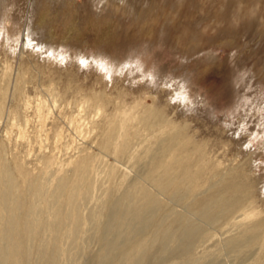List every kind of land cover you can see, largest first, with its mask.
Here are the masks:
<instances>
[{
    "label": "rangeland",
    "instance_id": "374dc122",
    "mask_svg": "<svg viewBox=\"0 0 264 264\" xmlns=\"http://www.w3.org/2000/svg\"><path fill=\"white\" fill-rule=\"evenodd\" d=\"M47 1L0 0V166L21 211L37 206L31 264L44 246L56 264H98L139 241L125 264H264V38L205 9L177 16L174 0L151 20L156 0ZM120 199L102 244L92 214Z\"/></svg>",
    "mask_w": 264,
    "mask_h": 264
},
{
    "label": "bare ground",
    "instance_id": "6f19581e",
    "mask_svg": "<svg viewBox=\"0 0 264 264\" xmlns=\"http://www.w3.org/2000/svg\"><path fill=\"white\" fill-rule=\"evenodd\" d=\"M156 1L158 2V4L156 5V7L154 9L150 7V8H148V11L147 10L144 11L143 15L145 16V18L149 17V19L151 20L152 18L157 17L160 13L159 11L162 10V8H164L165 5L167 4L166 2H168V0H156ZM66 2H69V0H66ZM106 3H109V2L106 1ZM111 3H112V1H111ZM40 5H42V4H40ZM65 5H68V4L65 3ZM63 6H64V4H63ZM185 7H186V10H185ZM49 9L50 8H48V10ZM171 9H172L171 11H173L172 13L176 14L177 16L181 13H184L186 15L188 14L190 17H192V15H194V14L196 15V13H198L201 9H205V13L210 14L212 16L211 17L212 19H214L221 26L227 27V29L228 28H235L236 25L239 22H241V26H242L243 30L245 31L248 40H250L251 42H258L259 43L264 38V0H174V3L172 4ZM152 10H155V12H153V14L147 13L149 11L151 12ZM43 12L47 13L44 10H43ZM44 13L40 14L39 18L41 21H45L48 19V18L44 17V15H45ZM134 13H135V11H134ZM73 17H74V15L73 16L70 14L66 15V13L63 17H61L62 18V20H61L62 25L61 26L63 29L62 33H64V35H67L68 33L72 34V31H74V29H76L74 27V24H73V20L75 19ZM207 19H210V18H207ZM50 20H51V18L49 19V21ZM202 21H204V20H202ZM50 34H51V36L55 37L52 34V32ZM55 38H57V36ZM59 39H61L60 36H59L58 40ZM63 41H65V40H63ZM43 111H44V104L43 103L36 104V106L34 108V115L38 119H40V121H43V118H44ZM13 126H14V124H13ZM82 127H83V124L80 123L78 126V129L80 130ZM18 128L19 127H17V129ZM121 129H122V127L120 126L119 130H121ZM113 135L114 134H112L111 136H113ZM123 151H124L123 147H120V152H123ZM49 177H50V175H49ZM50 179H52V178H50ZM67 185H68L67 179H65V178L60 179L59 178V180H57L52 187V194H54V196H55V194L61 195L64 192V190L67 188ZM46 186H49V184L48 183H41V184L37 183L36 185L32 186L31 187L32 188V195L34 197H36V199H37V197L41 198V194L43 193ZM80 187H81L80 181H79V183L77 182L74 185H72L73 191H79ZM14 188H15L14 181L12 180L10 173L6 170V167L4 165L0 166V225H1V222L3 221V213H5V212L8 213V217L6 216L7 217L6 224L2 229H0V264H22L21 260H22V262L24 260L25 264H31L30 252H32V250H30V249H32L31 248L32 246L30 244L31 247L29 248L28 244H29V242L33 241V238L36 236V234L39 235L42 224L40 223V220L38 217L39 215H37V208H36L37 206L34 203L28 202L24 213L21 211V207H20V203H19L18 199L14 197V190H15ZM36 204L38 205V203H36ZM123 204H124L123 200L120 199V200H117L113 204L114 205L113 208L111 205L112 209L110 208L111 210L109 209L110 211L106 214L108 217L106 215L98 213V212L96 214H92L94 216L91 218L96 222L97 229H100V231H98L99 236H96V238L98 237L100 243H102L104 241V235L107 234V232L110 233L111 231H113L114 229H116L117 227L120 226V224H121L120 214L122 213L121 206ZM70 212H71V210H70ZM68 214L70 216L69 212H68ZM46 216H47V214H46ZM48 218H50V217L48 216ZM57 220L52 222V225L50 224L51 228H57V226L59 227V225L62 224V220H58V221ZM69 223H71V221ZM44 224H45V222H44ZM62 225H64V224H62ZM82 225H83V219L78 216V218H76V229L75 230L77 231V230L81 229ZM141 228L144 229V227H141ZM47 230H45V231H47ZM19 231H22L24 233L23 241L16 239L17 232H19ZM164 234H166V233L164 232ZM121 238H122V236L120 237V239ZM114 239H116V238L114 237ZM114 239H112V240H114ZM123 240H125V239H123ZM109 246H111V245H109ZM146 246L147 245L143 241H139V242H135V243H126V245H124L123 248H121V249H119V247H118V249H115L114 246H111V247H109V250H108L109 254L107 253L108 254L107 255L104 253L105 256H102L100 259H97V263L98 264H125V263H129L134 257H137L136 255L142 254L143 251L145 250ZM47 248L48 247L44 246L41 250L38 251L39 256H40L39 258H41L42 260H45V262L42 264H56L58 262L57 261L58 258L54 254L48 255L47 254ZM110 254L115 255V256L114 257L111 256L109 258ZM106 260H107V262H105ZM38 261H39V259H38ZM37 263L38 262H36V264ZM33 264H35V263H33Z\"/></svg>",
    "mask_w": 264,
    "mask_h": 264
}]
</instances>
